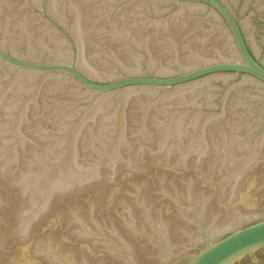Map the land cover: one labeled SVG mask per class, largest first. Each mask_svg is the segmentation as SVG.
I'll list each match as a JSON object with an SVG mask.
<instances>
[{
  "label": "water",
  "instance_id": "95a60500",
  "mask_svg": "<svg viewBox=\"0 0 264 264\" xmlns=\"http://www.w3.org/2000/svg\"><path fill=\"white\" fill-rule=\"evenodd\" d=\"M0 264H264V0H0Z\"/></svg>",
  "mask_w": 264,
  "mask_h": 264
}]
</instances>
